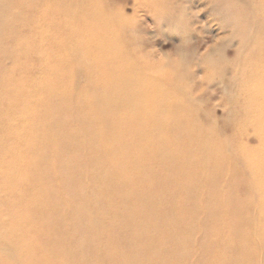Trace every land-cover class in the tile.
<instances>
[{"label": "bare ground", "instance_id": "6f19581e", "mask_svg": "<svg viewBox=\"0 0 264 264\" xmlns=\"http://www.w3.org/2000/svg\"><path fill=\"white\" fill-rule=\"evenodd\" d=\"M104 9L0 0V264H259L264 43L237 73L263 78L244 84L231 155L150 66L136 68Z\"/></svg>", "mask_w": 264, "mask_h": 264}, {"label": "rangeland", "instance_id": "374dc122", "mask_svg": "<svg viewBox=\"0 0 264 264\" xmlns=\"http://www.w3.org/2000/svg\"><path fill=\"white\" fill-rule=\"evenodd\" d=\"M100 1L113 24L119 48L137 64L136 68L144 74L145 67L150 66V76L163 81L179 100L180 109L197 116L198 122L226 141L234 155L231 141L240 137L235 128L244 119L243 105L249 93L244 84L263 78L259 74L243 79L237 73L245 61H250L255 39L264 43V10L255 14L258 8L251 0H229L227 4H223L225 0ZM5 43L14 48L10 39ZM83 84L79 73L75 88ZM251 132L243 139L254 147L258 142ZM171 165L167 161L169 168L164 172L173 171ZM235 171L245 173L243 165ZM91 174L94 181L102 180L101 167H94ZM255 195L252 191L251 196ZM249 212L257 214L255 208ZM262 257L259 264H264V253Z\"/></svg>", "mask_w": 264, "mask_h": 264}]
</instances>
